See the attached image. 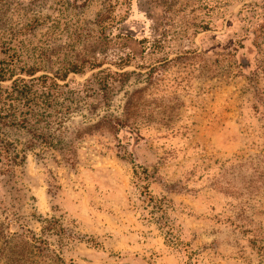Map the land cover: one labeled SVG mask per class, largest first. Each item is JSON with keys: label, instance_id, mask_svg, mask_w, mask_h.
<instances>
[{"label": "rangeland", "instance_id": "rangeland-1", "mask_svg": "<svg viewBox=\"0 0 264 264\" xmlns=\"http://www.w3.org/2000/svg\"><path fill=\"white\" fill-rule=\"evenodd\" d=\"M0 41L80 72L0 126V264H264V0H0Z\"/></svg>", "mask_w": 264, "mask_h": 264}, {"label": "trees", "instance_id": "trees-1", "mask_svg": "<svg viewBox=\"0 0 264 264\" xmlns=\"http://www.w3.org/2000/svg\"><path fill=\"white\" fill-rule=\"evenodd\" d=\"M37 73V68L23 62L17 47L8 41H0V126L30 127L35 133L40 129L51 131L53 113H60L59 124L70 114L64 92L67 85H60L58 81L65 82L68 75L78 74L79 70L73 65L53 78L36 76ZM19 160L20 155L13 146L0 139V174L12 172Z\"/></svg>", "mask_w": 264, "mask_h": 264}]
</instances>
